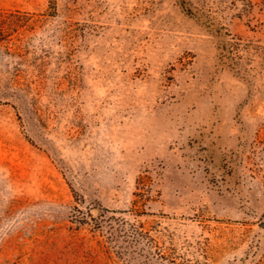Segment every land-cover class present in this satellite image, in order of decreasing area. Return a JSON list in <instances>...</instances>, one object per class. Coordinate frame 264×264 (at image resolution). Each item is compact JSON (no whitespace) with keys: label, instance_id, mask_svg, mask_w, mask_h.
Instances as JSON below:
<instances>
[{"label":"rangeland","instance_id":"obj_1","mask_svg":"<svg viewBox=\"0 0 264 264\" xmlns=\"http://www.w3.org/2000/svg\"><path fill=\"white\" fill-rule=\"evenodd\" d=\"M184 1L0 0V264H264V0Z\"/></svg>","mask_w":264,"mask_h":264},{"label":"trees","instance_id":"obj_2","mask_svg":"<svg viewBox=\"0 0 264 264\" xmlns=\"http://www.w3.org/2000/svg\"><path fill=\"white\" fill-rule=\"evenodd\" d=\"M181 4L184 6L185 1L180 0ZM52 3V11L55 12V6L54 1ZM187 12H189V9H186ZM33 15L31 13L20 11V10H13V11H0V43L4 40H7V38L13 33L18 31L19 29H26L27 27H30V21ZM16 54L21 57H24L23 55V47L18 46ZM135 237L137 240H146L148 245V254L149 256L154 259L156 264H200V262L196 261L195 263H192L189 259H187L185 256V253L180 252L177 248L172 246H159L158 242L147 233L140 231L136 228L135 230Z\"/></svg>","mask_w":264,"mask_h":264}]
</instances>
